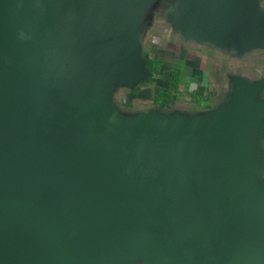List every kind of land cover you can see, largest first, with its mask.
<instances>
[{"label":"water","instance_id":"1","mask_svg":"<svg viewBox=\"0 0 264 264\" xmlns=\"http://www.w3.org/2000/svg\"><path fill=\"white\" fill-rule=\"evenodd\" d=\"M158 16L205 109L115 100ZM263 63L264 0H0V264H264Z\"/></svg>","mask_w":264,"mask_h":264},{"label":"rangeland","instance_id":"2","mask_svg":"<svg viewBox=\"0 0 264 264\" xmlns=\"http://www.w3.org/2000/svg\"><path fill=\"white\" fill-rule=\"evenodd\" d=\"M162 1L163 0H161V2ZM159 19L160 16L152 19L151 25L153 24L154 26L151 31V35L148 37L146 43L143 44V49L144 53L148 54L150 58H156L161 61L163 63V67L166 69L162 71L161 76L155 77V81L153 83H150L146 86L140 85V90L135 89L133 91V94L136 96V98L130 106L125 105L128 96L126 92H122L120 95L119 93L115 94V100L118 102L120 107H123V110L125 111L124 113L127 115L133 112V110L157 106L154 103V96L157 94V92H159V89L165 86L168 70L174 66H177L180 72L179 88L181 94H179L177 97V102H179V104L184 106L185 103L189 104L196 102L199 108H201V105H203L204 101L200 99L204 97L206 92H219V83L214 81V77H217V73L211 70V66L208 61L211 56H202L198 48L191 47L189 48V51H184L181 49L177 41V43L172 44V39L164 40V37L169 36H166L165 28L160 25L161 20L159 21ZM192 49L195 52H192ZM196 57L203 58V61L200 59V61L196 64L187 63V61L192 62V60ZM204 59H206L205 65ZM200 62H202L201 65L199 64ZM158 77L161 79L160 82H158L159 80L157 81Z\"/></svg>","mask_w":264,"mask_h":264},{"label":"trees","instance_id":"3","mask_svg":"<svg viewBox=\"0 0 264 264\" xmlns=\"http://www.w3.org/2000/svg\"><path fill=\"white\" fill-rule=\"evenodd\" d=\"M144 60L146 63V67L151 73V76L147 78V80L142 83V86H146L150 83H153L155 81L156 76H161L162 71L166 68L163 67V63L159 61L158 59L150 58V56L146 53H144ZM179 69L177 66H174L173 68L168 70V74L166 77L165 86H163L161 89H159V92L154 96L155 101L159 103L160 107L162 108H169V104L173 101V96L180 93L179 88ZM159 80V81H158ZM158 82L161 81V79H157ZM136 90H140V88H136ZM133 91L131 92V94ZM212 93L210 91L206 92V94L203 97V101L205 103L204 107L209 106V101L212 98ZM126 106H130L131 104L126 101Z\"/></svg>","mask_w":264,"mask_h":264},{"label":"flooded vegetation","instance_id":"4","mask_svg":"<svg viewBox=\"0 0 264 264\" xmlns=\"http://www.w3.org/2000/svg\"><path fill=\"white\" fill-rule=\"evenodd\" d=\"M169 39H172L173 40V42H172V44L174 43H177L178 41L175 39V37H174V35H169V37H164V40H169ZM177 41V42H176ZM164 42V41H163ZM179 44V46L181 47V49L182 50H184V51H189V47L190 46H187V45H185V44H183L182 42H179L178 43ZM191 50V49H190ZM192 52H195V51H193V49H192ZM199 52L201 53V55L202 56H207V53H206V51H204V50H202V49H200L199 50ZM166 53V52H165ZM164 53V54H165ZM186 53V52H185ZM200 59L203 61V58H199V57H196L195 59H193L192 60V62L191 61H187V63H192V64H196L197 62H199L200 61ZM185 62H186V60H185ZM201 63L202 62H200L199 64L201 65ZM186 64V63H185ZM206 64V59H204V65ZM179 94H181V93H179ZM179 94H177V95H175V96H173L172 98H173V101L169 104V107H173V106H176V105H179V106H181L182 104H179V102H177L178 101V99H177V97H178V95ZM135 98H136V96L132 93H129L128 94V96H127V100H128V102L131 104V103H133V101H135ZM202 98V97H201ZM200 100H203V98L202 99H200ZM213 101V100H212ZM154 103L157 105V106H159L160 107V105H159V103L158 102H156L155 101V99H154ZM193 103V102H192ZM189 103V104H186L185 103V105L184 106H190V105H192V106H196V107H199L198 105H197V103L195 102V103ZM209 104H210V101H209ZM183 106V105H182ZM201 106H205V103H203V105H201Z\"/></svg>","mask_w":264,"mask_h":264},{"label":"crops","instance_id":"5","mask_svg":"<svg viewBox=\"0 0 264 264\" xmlns=\"http://www.w3.org/2000/svg\"><path fill=\"white\" fill-rule=\"evenodd\" d=\"M207 55L211 56V58L208 60L209 64L211 66V70L215 71L217 73V77H214L215 80L217 81V83H221L222 80H224V73L226 71H234L237 70L238 68H241L237 65H233L231 62L228 63V65L226 64V62L224 61H218L215 57H213L209 52H206ZM237 66V67H236ZM262 71H264V63L262 64V66L260 67ZM190 76V75H189ZM212 93V98L210 99V103L212 102V100L215 98L216 93L213 91H210ZM188 107H193V108H199V107H194L192 105L188 106ZM202 109H205L206 107H201Z\"/></svg>","mask_w":264,"mask_h":264}]
</instances>
